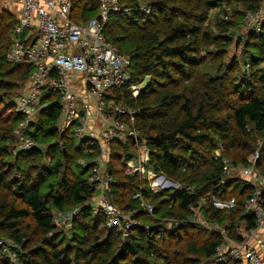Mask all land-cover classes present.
Wrapping results in <instances>:
<instances>
[{"label": "trees", "instance_id": "16d2710c", "mask_svg": "<svg viewBox=\"0 0 264 264\" xmlns=\"http://www.w3.org/2000/svg\"><path fill=\"white\" fill-rule=\"evenodd\" d=\"M118 1L123 8L140 2ZM154 1H150L149 13H112L104 26L107 42L130 59L131 83L148 79L137 98L131 97L127 87L114 91L115 99L136 112L133 127L137 139L127 136L112 142L110 166H106V174L112 179L107 200L125 212H133L139 226L126 232L107 229L102 214L94 213L89 201L97 191L89 182V163L99 151L90 139L75 146L70 129L58 132L56 91L43 92L42 107L26 130L37 147L13 151L12 131L21 120L13 99L0 109V238L20 247L17 264H201L222 244L221 237L189 224L166 228L167 221H180L201 201L211 220L220 225L229 220L227 231L236 241L238 229L255 227L254 215L245 212L252 190L237 178L222 184V166L214 152L221 149V157L237 166L258 150L257 169L264 174V69H257L264 62V22L259 33L247 35V41L236 31L245 11L257 9L260 3ZM224 1L228 6L234 1L246 7L233 12L228 21L216 22L218 33L214 35L204 23L208 12L216 8H220L219 15L227 14L221 10ZM81 2L73 0V21L96 16L94 5L87 7V1ZM165 22L167 26L157 29ZM14 24L10 12L1 10L0 91L13 89L15 98L33 67L6 61ZM121 24L127 29L116 36L113 30ZM233 40L244 44L242 57L249 63L247 71L241 68L240 75L239 62L233 58L219 78L199 72L206 62L224 66ZM140 142L149 151L147 169L176 183L177 189L153 194L140 175L126 173V162L135 155ZM212 198H234L235 209L219 211L212 206ZM147 206L152 208L151 214ZM74 210L77 214L67 231L54 225L56 213ZM0 264L13 263L0 253Z\"/></svg>", "mask_w": 264, "mask_h": 264}, {"label": "built area", "instance_id": "2783aa9c", "mask_svg": "<svg viewBox=\"0 0 264 264\" xmlns=\"http://www.w3.org/2000/svg\"><path fill=\"white\" fill-rule=\"evenodd\" d=\"M21 8V15L13 33V39L6 52V61L11 65H30L33 72L15 99V111L22 117L13 131L19 151H29L37 147L36 143L25 133L28 126L35 121L40 109V92L55 90L59 98L61 121L59 129L72 125V136L76 139H90L97 143L100 155L91 162V176L98 192V202L94 213L100 212L104 226L107 229H118L126 232L132 227L139 226L133 212H125L111 204L106 194L111 177L103 174L104 156L109 155L110 143L124 140L127 136L137 139V131L133 127L135 110L124 102L110 98L111 92L121 87H127L132 98H137L143 83H131L128 71L130 59L127 55L119 54L104 37V26L112 13L130 12L123 9L118 0H90L96 8V16L84 21H73L72 0H9ZM221 8L227 13V9ZM152 4L140 1L134 11L149 13ZM220 8L218 9V11ZM228 20V13L223 15ZM264 22V8L245 11L242 24V34L259 33ZM30 32V33H29ZM240 38L241 32L238 35ZM33 41V44L31 42ZM235 43H237L235 41ZM236 46L239 54L241 47ZM249 69V63L242 66L243 71ZM79 76L80 81H74ZM74 87L71 88V82ZM81 82L94 97L95 111L103 123L100 129L87 126L93 119V110L82 93L78 95L76 85ZM41 92V94H42ZM39 97V99H38ZM37 106H39L37 108ZM90 109L92 112H90ZM63 117V118H62ZM123 118L126 121H123ZM63 127V128H62ZM215 152L222 166L221 183L229 178L240 179L251 190L252 194L245 203V212L255 217V227L249 231L238 229V241L231 238L227 227L229 220L223 225L210 219L209 213L202 209L204 201L191 208V212L180 221L169 220L167 229H176L186 224L199 226L209 232L218 234L222 244L214 249V253L201 264H226L229 261L241 264H264V174L257 169L259 152L256 150L246 159L245 164L234 166L230 159L222 158ZM149 151L146 145L139 148L134 162L127 164V173L138 174L148 183L153 194L169 189H177L179 185L166 179L160 174L149 171L146 167L149 161ZM83 164V163H82ZM212 206L219 211H233L234 198L220 201L212 198ZM151 214L152 208L147 206ZM74 210L68 213H56L53 223L57 228L69 224ZM20 247L11 240L0 238V253L10 262L17 264Z\"/></svg>", "mask_w": 264, "mask_h": 264}, {"label": "rangeland", "instance_id": "374dc122", "mask_svg": "<svg viewBox=\"0 0 264 264\" xmlns=\"http://www.w3.org/2000/svg\"><path fill=\"white\" fill-rule=\"evenodd\" d=\"M84 1H87L86 2V5H87V7H89L90 5H94L90 0H82V2H81V5H83V3H84ZM139 1H142V0H139ZM151 0H149V2H150ZM153 2H156V1H154V0H152ZM259 1V3H260V7H262L263 6V8H264V0H258ZM119 2V1H118ZM153 2L151 3L152 5H153ZM175 2H178L177 0H175ZM72 3H73V0H72ZM138 3V2H137ZM136 3V4H137ZM224 3V7L227 9V13H228V19H229V16L231 17L233 14V12L234 13H237L238 11H242V8L243 7H246V6H244L243 4H240V3H238V2H234V1H231L230 3H229V6H228V3L227 2H223ZM226 4V5H225ZM120 5V4H119ZM136 6V5H135ZM227 6V7H226ZM73 8H74V5H73ZM123 8V7H122ZM127 8H129V9H131V11L130 12H123V13H127V14H130L131 12H135L134 11V9H135V7L133 6L132 8L131 7H126V8H123V9H127ZM218 9L219 8H216V9H214V10H211V11H209L208 12V15H207V19H206V21H205V23H204V27H206V28H208L214 35H216L217 33H218V30H217V28H216V26H215V24H216V22H220V20L222 21L223 19H222V17H223V14L221 15H219V11H218ZM1 10H6V11H8V12H10V14L14 17V19H15V24L13 25V28H12V32L14 31V28H15V25H16V23H17V21H19V17H20V15H21V8H20V6L17 4V3H15V2H10L9 0H0V11ZM73 10V12H72V16H71V19H73V17H74V15H75V11H74V9H72ZM221 10H223L222 8H221ZM118 13H120V12H118ZM138 13H140V12H138ZM131 16V15H130ZM191 16H193V15H191ZM145 20V19H144ZM242 20V19H241ZM80 21H84V20H80ZM224 21V20H223ZM228 21V20H227ZM5 22H6V20H5ZM241 22V24L239 25L240 27L236 30L237 32H238V34L241 32V36H242V38H243V40H246L247 41V35H245V34H242V24H243V21H240ZM239 23V22H238ZM141 26H143L142 24H140ZM148 25H150V24H148ZM146 26V25H145ZM165 26H167V23L165 22V23H161V24H159V25H157V29H161V28H163V27H165ZM127 26H124V25H122L121 24V26H118L117 27V29H114L113 30V33H115L116 34V36L117 35H123V33H122V31L123 30H125V29H127L126 28ZM10 33L11 35H10V38L8 39V43L10 44L11 43V40L13 39V33ZM30 33V32H29ZM6 42L4 41V44H5ZM33 44V41L31 42V44L30 45H32ZM243 45L244 44H241L240 45V47H241V50H240V53L239 54H237L236 53V46H238L237 45V43H235V41L233 40V43H232V45L230 46V48H229V50H228V53H227V57L224 59V66H216L215 64H210V63H208V62H206V63H204V64H202L201 66H200V68H199V72L200 73H204V74H207V75H209L210 77H212V78H219V77H221L223 74H224V72H225V69L227 68L226 67V65H231L232 64V62H233V58H237V60H238V62L239 63H237V66H238V68H237V72H239L240 73V75H242L241 73V68H242V66H243V64H244V59H243V57H242V52H244V51H242L243 50ZM208 48H206V50H207ZM208 51L209 52H211V51H213V50H211V49H208ZM262 52H264V50H262ZM232 60V61H231ZM232 68H233V66H231ZM257 69H260V70H263L264 69V62L263 63H261L260 65H259V67L257 68ZM128 71H129V67H128ZM32 74V73H31ZM129 74H130V72H129ZM235 74H236V71H235V73L232 75L233 76V78H234V76H235ZM240 75H238V76H240ZM31 76V75H30ZM131 76V75H130ZM30 78V77H29ZM29 80V79H28ZM74 81H80V78H79V76H76L75 77V79H74ZM74 81H72L71 82V88H73L74 87ZM147 82H148V79H145L144 80V82H143V85L141 84L140 85V87L142 88L143 86L145 87V85L147 84ZM124 87V86H123ZM126 87V86H125ZM76 90H75V92L78 94V95H81V93L84 95V96H82L83 98H86L87 99V101H88V103H89V106L91 107V109L93 110V114H91V116L90 117H92L93 119L91 120V122H88V125L87 126H90V127H93L94 129L96 128V129H100V128H102L103 127V123H102V121L100 120V118H99V115L97 114V112L95 111V102L93 101V100H95L94 99V97L90 94V92L87 90V88H86V86H84L81 82H79V84L78 85H76ZM122 88V87H121ZM120 88H118V89H116V90H119ZM12 90L13 89H7V90H4V91H0V102H1V106H0V109L3 107V106H9L10 105V103H11V101L14 99V108H15V99H16V97H17V95L19 94V92H21V90H23V86H22V88L21 89H19L18 91H16L15 92V94H17L16 96H15V98H14V94L13 93H11L12 92ZM46 89H44V91H45ZM49 90H51V89H49ZM43 91V92H44ZM55 91V90H54ZM114 91L115 90H113L112 92H111V96H110V98H112L113 99V94H114ZM42 92V91H41ZM41 92H40V94H39V96H40V99H41V97H42V95H43V92H42V94H41ZM57 92V91H56ZM130 93V92H129ZM57 94H58V92H57ZM113 96V97H112ZM58 98H59V95H58ZM58 98L55 100V102H56V104H57V100H58ZM38 99H39V97H38ZM113 100H115V101H121V100H118V99H113ZM122 102V101H121ZM57 106H58V104H57ZM39 106H37V108H38ZM40 107H42L41 105H40ZM58 108H59V106H58ZM60 109V108H59ZM90 109V112H92V110ZM40 110V109H39ZM16 112V111H15ZM17 113V112H16ZM18 114V113H17ZM136 114V113H135ZM19 115V114H18ZM20 116V115H19ZM63 118V117H62ZM21 119H22V117H21ZM21 121V120H20ZM19 121V122H20ZM60 121H61V116H60V118H59V121H58V124L60 123ZM63 128V127H62ZM15 129V128H14ZM14 129H13V131H14ZM65 129H70V131L72 132V125L71 126H68L67 128L66 127H64V129H59L58 128V132H62V131H64ZM13 131H12V136H13V138H14V141H15V147H16V149H13V151H16V152H18V146H17V141H16V138L14 137V134H13ZM26 134V133H25ZM72 140H73V143H74V145L75 146H78L79 145V143H80V141L78 140V139H76V138H74L73 136H72ZM138 142V141H137ZM259 143V142H258ZM96 145H97V143H95ZM145 143L144 142H140L137 146V148L135 149V155L130 159V160H128L127 162H126V173H127V164L129 163V162H134L135 161V159L137 158V156H138V153H139V148H140V146H142V145H144ZM110 145H111V143H110ZM258 146H260V143H259V145ZM97 148H98V151H99V153H98V155L96 156V157H98L99 155H100V150H99V147H98V145H97ZM109 148H110V146H109ZM219 151L217 152V154H219V155H221V149H218ZM42 151H44V149H42ZM215 153V152H214ZM109 154H110V150H109ZM216 156H214V158H215ZM95 158V157H94ZM91 162L92 161H90V163L89 164H91ZM109 162H110V158H109V155L107 154V155H105L104 156V161H103V165H102V169H104V171H103V174H105L106 175V166L108 167V166H110V164H109ZM150 171V170H149ZM127 174H129V173H127ZM129 175H133V174H129ZM90 182V181H89ZM97 194L95 195V196H92V198H91V200L89 201V204L91 205V206H93L94 208H95V206L97 205V202H98V192H96ZM70 212H72V211H70ZM63 228L65 229V231H67L68 229H69V226H68V224L66 225V226H63Z\"/></svg>", "mask_w": 264, "mask_h": 264}, {"label": "bare ground", "instance_id": "6f19581e", "mask_svg": "<svg viewBox=\"0 0 264 264\" xmlns=\"http://www.w3.org/2000/svg\"><path fill=\"white\" fill-rule=\"evenodd\" d=\"M18 260V259H17Z\"/></svg>", "mask_w": 264, "mask_h": 264}]
</instances>
